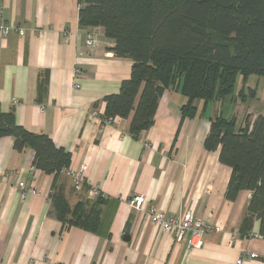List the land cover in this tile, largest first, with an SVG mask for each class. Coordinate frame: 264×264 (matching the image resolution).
<instances>
[{
	"label": "crops",
	"instance_id": "obj_1",
	"mask_svg": "<svg viewBox=\"0 0 264 264\" xmlns=\"http://www.w3.org/2000/svg\"><path fill=\"white\" fill-rule=\"evenodd\" d=\"M79 12V0H0V25L17 30L6 37L0 30V107L68 152L69 170H84L79 188L66 175L59 179L71 206L89 200L91 187L106 196L100 226L91 233L56 219L55 177L35 168L32 150L2 137L0 264H264V219L246 222L252 193L228 200L232 170L219 150L204 147L218 103L198 101L195 117L183 118L187 98L170 88L139 138L129 133L133 113L108 123L106 97L119 93L133 61L116 56L104 28L82 25ZM88 34L96 36L92 49ZM135 196L169 215L190 210L219 230L189 250L131 208Z\"/></svg>",
	"mask_w": 264,
	"mask_h": 264
},
{
	"label": "trees",
	"instance_id": "obj_2",
	"mask_svg": "<svg viewBox=\"0 0 264 264\" xmlns=\"http://www.w3.org/2000/svg\"><path fill=\"white\" fill-rule=\"evenodd\" d=\"M82 25L102 27L118 57L133 61L131 76L119 93L106 97L105 120L126 119L134 138L154 124L159 100L170 88L187 98L183 118H193L197 102H232L237 77L264 76V0H79ZM139 101L136 104L137 98ZM241 97L246 98L244 90ZM248 115V114H247ZM216 114L204 141L209 152L232 170L226 198L252 193L246 222L264 219V115L244 118ZM10 136L18 151L35 154L34 166L54 183L51 213L67 227L96 233L106 198L71 206L59 184L70 154L43 133L19 125L0 107V138Z\"/></svg>",
	"mask_w": 264,
	"mask_h": 264
},
{
	"label": "built area",
	"instance_id": "obj_3",
	"mask_svg": "<svg viewBox=\"0 0 264 264\" xmlns=\"http://www.w3.org/2000/svg\"><path fill=\"white\" fill-rule=\"evenodd\" d=\"M0 30L2 35L6 37L16 29L5 24H1ZM19 33L20 35L25 34L23 30H20ZM96 44L97 40L95 34H88L86 39L87 47L92 49L96 46ZM113 121L114 120H108L107 122L111 124ZM3 173V170L0 168V177L3 175ZM63 173L71 179V184L74 188H79L85 183L84 170L75 172L66 169L63 171ZM19 187L24 190L25 184L20 183ZM101 195L102 197L106 198V196L101 193L98 187L90 188V199H95ZM22 196L25 197L26 193L23 192ZM129 206L137 211H145L146 215L153 225L161 228L163 231L173 232L175 235V241L177 243H186L189 250L201 249L204 245L205 234L211 230H219V228L211 227L210 225L196 218L194 213L190 210L184 213L182 216L177 217L173 214L169 215L165 212L158 211L153 207L146 208V200L142 196L133 197L129 201ZM238 263H241V261L239 260Z\"/></svg>",
	"mask_w": 264,
	"mask_h": 264
},
{
	"label": "rangeland",
	"instance_id": "obj_4",
	"mask_svg": "<svg viewBox=\"0 0 264 264\" xmlns=\"http://www.w3.org/2000/svg\"><path fill=\"white\" fill-rule=\"evenodd\" d=\"M243 90L246 98L241 97ZM233 99L232 102L217 104L216 110L224 117H235L238 127L248 115L251 121L255 116L264 115V76L250 75L244 80L240 74L235 82Z\"/></svg>",
	"mask_w": 264,
	"mask_h": 264
}]
</instances>
